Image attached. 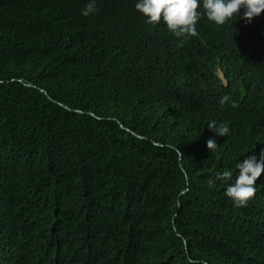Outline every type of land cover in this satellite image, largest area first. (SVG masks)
Returning <instances> with one entry per match:
<instances>
[{
    "label": "trees",
    "instance_id": "16d2710c",
    "mask_svg": "<svg viewBox=\"0 0 264 264\" xmlns=\"http://www.w3.org/2000/svg\"><path fill=\"white\" fill-rule=\"evenodd\" d=\"M88 2L0 0V264H264V174L224 195L264 151V13L201 6L177 48L137 0Z\"/></svg>",
    "mask_w": 264,
    "mask_h": 264
},
{
    "label": "clouds",
    "instance_id": "9594fccd",
    "mask_svg": "<svg viewBox=\"0 0 264 264\" xmlns=\"http://www.w3.org/2000/svg\"><path fill=\"white\" fill-rule=\"evenodd\" d=\"M201 6L203 15L216 25H224L236 16L241 8L244 9L243 19L248 23L254 17L264 13V0H202V5L201 0H137L135 8L150 25H157L162 21L167 30L178 39L177 48H181L188 37L197 35L196 24L201 18L199 11ZM96 11L95 0H89L81 15L88 16ZM168 72L164 73L163 79H167ZM221 77L224 79L223 74ZM227 99V97L222 98L221 105L226 103ZM231 106L237 107L238 105L233 103ZM208 128L218 136L229 134L227 124L217 127L216 123L212 122ZM208 128L204 127L199 146L208 153H219L216 136L210 134ZM158 145L163 146V144ZM236 167L238 175L233 183L228 184L224 195L230 198L236 207H246L249 200L255 196L256 181L264 174V151L245 157ZM232 176L231 171L225 170L217 174L215 178H210L208 186L211 188L218 181L227 183L232 179Z\"/></svg>",
    "mask_w": 264,
    "mask_h": 264
}]
</instances>
